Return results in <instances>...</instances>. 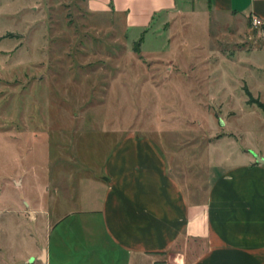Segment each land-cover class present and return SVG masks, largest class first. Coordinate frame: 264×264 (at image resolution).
I'll return each mask as SVG.
<instances>
[{
	"label": "rangeland",
	"instance_id": "374dc122",
	"mask_svg": "<svg viewBox=\"0 0 264 264\" xmlns=\"http://www.w3.org/2000/svg\"><path fill=\"white\" fill-rule=\"evenodd\" d=\"M85 1L0 0V264H35L41 251L45 217L26 200L47 188L62 210L87 207L127 132L192 153L196 173L203 155L215 167L264 155V111L246 94L264 103V60L248 38L201 13L178 24V53L152 39L136 52Z\"/></svg>",
	"mask_w": 264,
	"mask_h": 264
},
{
	"label": "crops",
	"instance_id": "0c3cea01",
	"mask_svg": "<svg viewBox=\"0 0 264 264\" xmlns=\"http://www.w3.org/2000/svg\"><path fill=\"white\" fill-rule=\"evenodd\" d=\"M85 6L92 17L109 22V32L120 29L129 42L139 41V52L150 39L165 40L177 52L172 39L178 24L205 13L224 25L230 40L248 38L264 60V0H86ZM252 15L261 18L262 28L251 27ZM169 24L174 27L167 36ZM166 46L150 53L156 57ZM223 139L230 140L221 135L215 142ZM162 143L135 132L118 137L105 157L103 174L93 178L92 199L87 207L83 199L85 207L76 212L56 206L61 201L49 197L47 188L39 202L26 200L45 217L41 251L29 261L264 264V162L240 154L233 163L215 167L203 155L207 163L196 173L190 169L192 153L170 154ZM255 155L264 160L263 154Z\"/></svg>",
	"mask_w": 264,
	"mask_h": 264
},
{
	"label": "trees",
	"instance_id": "16d2710c",
	"mask_svg": "<svg viewBox=\"0 0 264 264\" xmlns=\"http://www.w3.org/2000/svg\"><path fill=\"white\" fill-rule=\"evenodd\" d=\"M263 31H264V26H263ZM134 50L136 52L139 51V41H137L134 45ZM246 94L248 95V103H254L257 105L258 108H260L262 111H264V103L259 101L257 98H252L251 94L249 91L246 92Z\"/></svg>",
	"mask_w": 264,
	"mask_h": 264
},
{
	"label": "built area",
	"instance_id": "2783aa9c",
	"mask_svg": "<svg viewBox=\"0 0 264 264\" xmlns=\"http://www.w3.org/2000/svg\"><path fill=\"white\" fill-rule=\"evenodd\" d=\"M250 25L252 28H262L263 23L259 16L252 15L250 16Z\"/></svg>",
	"mask_w": 264,
	"mask_h": 264
},
{
	"label": "water",
	"instance_id": "95a60500",
	"mask_svg": "<svg viewBox=\"0 0 264 264\" xmlns=\"http://www.w3.org/2000/svg\"><path fill=\"white\" fill-rule=\"evenodd\" d=\"M255 158L259 161V162H264L263 159L259 158L257 155H255Z\"/></svg>",
	"mask_w": 264,
	"mask_h": 264
}]
</instances>
